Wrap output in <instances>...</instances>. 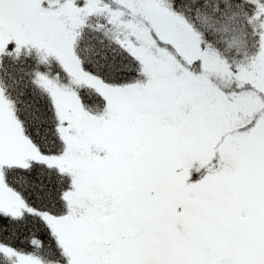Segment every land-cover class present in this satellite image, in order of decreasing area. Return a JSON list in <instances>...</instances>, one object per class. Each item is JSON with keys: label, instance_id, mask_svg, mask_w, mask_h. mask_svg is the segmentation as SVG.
I'll return each instance as SVG.
<instances>
[{"label": "snow or ice", "instance_id": "1", "mask_svg": "<svg viewBox=\"0 0 264 264\" xmlns=\"http://www.w3.org/2000/svg\"><path fill=\"white\" fill-rule=\"evenodd\" d=\"M0 264H264V0H0Z\"/></svg>", "mask_w": 264, "mask_h": 264}]
</instances>
